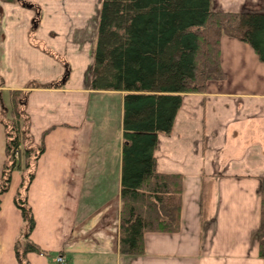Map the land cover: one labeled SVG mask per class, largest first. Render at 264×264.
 Returning <instances> with one entry per match:
<instances>
[{"label":"crops","instance_id":"crops-1","mask_svg":"<svg viewBox=\"0 0 264 264\" xmlns=\"http://www.w3.org/2000/svg\"><path fill=\"white\" fill-rule=\"evenodd\" d=\"M0 0V110L27 90L35 144H43L26 194L43 253L30 264H264L259 251L264 177V64L252 47L220 41L226 77L185 92L154 150L156 170L182 178L178 229L146 232L143 251L119 252L123 91L90 88L99 14L68 10L69 0ZM213 11L264 13V0H210ZM49 51V52H47ZM67 66V75H65ZM58 87H27L31 82ZM112 96H117L114 103ZM108 99V100H106ZM0 122V177L6 159ZM20 173L1 196L0 264H17L25 238L14 204Z\"/></svg>","mask_w":264,"mask_h":264},{"label":"trees","instance_id":"trees-1","mask_svg":"<svg viewBox=\"0 0 264 264\" xmlns=\"http://www.w3.org/2000/svg\"><path fill=\"white\" fill-rule=\"evenodd\" d=\"M1 1L33 8V24L38 22L36 4ZM224 36L250 45L264 64V13L213 11L210 0H102L90 88L124 92L119 233L123 255L142 253L146 232L178 229L182 178L179 173L157 171L154 150L158 135L170 132L182 94L203 92L210 81L226 77L220 61ZM67 71L66 66L64 76ZM60 85L61 81L31 82L27 87ZM27 93L12 91L11 106L0 110L6 134L0 206L12 173L18 171L21 177L13 199L24 222L25 238L15 245L17 264H30L28 253H45L29 238L34 218L26 191L43 144H35L29 132ZM260 197L258 238L264 256V177Z\"/></svg>","mask_w":264,"mask_h":264},{"label":"rangeland","instance_id":"rangeland-1","mask_svg":"<svg viewBox=\"0 0 264 264\" xmlns=\"http://www.w3.org/2000/svg\"><path fill=\"white\" fill-rule=\"evenodd\" d=\"M101 3H102V0H69L68 1L69 7H67V9L71 11H75V12L78 10L85 9V10H89L90 14L91 12L93 13L94 11H96V15H97V14H100ZM111 99L115 103L118 100V97L112 96ZM7 120L8 121L11 120L10 114L7 115Z\"/></svg>","mask_w":264,"mask_h":264},{"label":"built area","instance_id":"built-area-1","mask_svg":"<svg viewBox=\"0 0 264 264\" xmlns=\"http://www.w3.org/2000/svg\"><path fill=\"white\" fill-rule=\"evenodd\" d=\"M17 156V153H16ZM54 264H67L65 258L61 255H57L54 257Z\"/></svg>","mask_w":264,"mask_h":264}]
</instances>
